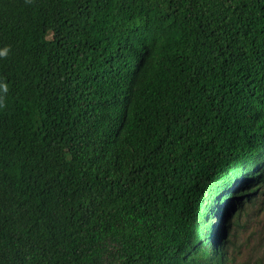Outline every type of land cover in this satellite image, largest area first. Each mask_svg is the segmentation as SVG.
Wrapping results in <instances>:
<instances>
[{
	"label": "trees",
	"instance_id": "trees-1",
	"mask_svg": "<svg viewBox=\"0 0 264 264\" xmlns=\"http://www.w3.org/2000/svg\"><path fill=\"white\" fill-rule=\"evenodd\" d=\"M262 163L264 0H0V264H187Z\"/></svg>",
	"mask_w": 264,
	"mask_h": 264
},
{
	"label": "rangeland",
	"instance_id": "rangeland-1",
	"mask_svg": "<svg viewBox=\"0 0 264 264\" xmlns=\"http://www.w3.org/2000/svg\"><path fill=\"white\" fill-rule=\"evenodd\" d=\"M250 171L259 176L243 178L239 188L221 192L213 206L219 208L226 199L230 205L235 204L224 221L223 236L215 241L214 236L211 237L219 219L210 213V236L204 239L206 246L192 250L187 264H264V163Z\"/></svg>",
	"mask_w": 264,
	"mask_h": 264
}]
</instances>
